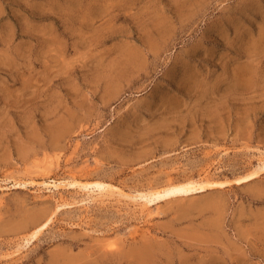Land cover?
Masks as SVG:
<instances>
[{"label":"rangeland","instance_id":"1","mask_svg":"<svg viewBox=\"0 0 264 264\" xmlns=\"http://www.w3.org/2000/svg\"><path fill=\"white\" fill-rule=\"evenodd\" d=\"M262 155L264 0H0V264H264V171L138 205Z\"/></svg>","mask_w":264,"mask_h":264},{"label":"bare ground","instance_id":"2","mask_svg":"<svg viewBox=\"0 0 264 264\" xmlns=\"http://www.w3.org/2000/svg\"><path fill=\"white\" fill-rule=\"evenodd\" d=\"M264 171V155H262L257 162V164L251 168L249 171H247L244 174H240L236 177H233L232 179H226V180H217L213 178H187L178 182L173 183H167L162 186H155L147 188L145 191L142 190V192L138 193L139 196L142 198H145V201L138 202V205L143 206H149L152 205V203H155L158 200H163L166 198H172L177 196H187L190 194L203 192L208 189H221L225 186L231 185V184H243L247 183L253 179H255L260 173ZM33 179H26V180H20L15 179L13 186L14 187H24L26 185H32V184H41L45 185V187H58V186H78L82 189L85 188H91V191L94 190L98 191L99 195H105L111 194L114 192H117L119 195H127L123 193V191L120 189V187H117L109 182H106L101 179H95V180H79L76 178H68V179H62L59 181H51V185L49 182L46 181H39L36 182ZM129 195V194H128ZM63 204H60L59 206H62ZM58 207V205H57ZM45 217V216H44ZM43 217V218H44ZM50 221V218H46L45 222L40 224L38 221L37 224L34 226V230L31 231V233L27 236H24V241L28 243L29 240L34 238L36 234L41 231V229ZM23 241V239H22ZM23 243V242H22ZM21 247V246H20Z\"/></svg>","mask_w":264,"mask_h":264}]
</instances>
